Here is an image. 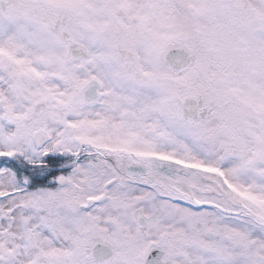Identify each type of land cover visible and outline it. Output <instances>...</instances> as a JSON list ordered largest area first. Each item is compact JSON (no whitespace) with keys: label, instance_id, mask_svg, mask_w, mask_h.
<instances>
[{"label":"snow or ice","instance_id":"obj_1","mask_svg":"<svg viewBox=\"0 0 264 264\" xmlns=\"http://www.w3.org/2000/svg\"><path fill=\"white\" fill-rule=\"evenodd\" d=\"M0 264H264V0H0Z\"/></svg>","mask_w":264,"mask_h":264}]
</instances>
